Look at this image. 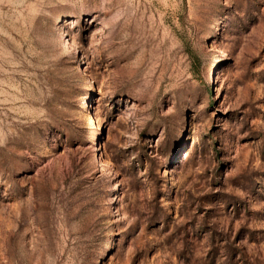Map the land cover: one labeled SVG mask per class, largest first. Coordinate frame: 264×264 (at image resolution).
Returning <instances> with one entry per match:
<instances>
[{"label": "rangeland", "instance_id": "rangeland-1", "mask_svg": "<svg viewBox=\"0 0 264 264\" xmlns=\"http://www.w3.org/2000/svg\"><path fill=\"white\" fill-rule=\"evenodd\" d=\"M0 264H264V0H0Z\"/></svg>", "mask_w": 264, "mask_h": 264}]
</instances>
